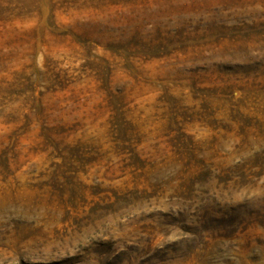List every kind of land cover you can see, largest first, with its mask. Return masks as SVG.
Listing matches in <instances>:
<instances>
[{"label": "rangeland", "instance_id": "1", "mask_svg": "<svg viewBox=\"0 0 264 264\" xmlns=\"http://www.w3.org/2000/svg\"><path fill=\"white\" fill-rule=\"evenodd\" d=\"M0 264H264V0H0Z\"/></svg>", "mask_w": 264, "mask_h": 264}]
</instances>
